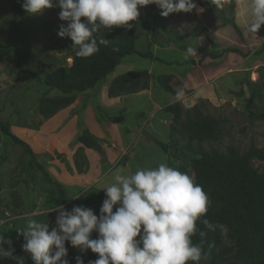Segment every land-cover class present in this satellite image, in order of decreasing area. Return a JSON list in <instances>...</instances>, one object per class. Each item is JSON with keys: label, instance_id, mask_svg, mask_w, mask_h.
<instances>
[{"label": "rangeland", "instance_id": "1", "mask_svg": "<svg viewBox=\"0 0 264 264\" xmlns=\"http://www.w3.org/2000/svg\"><path fill=\"white\" fill-rule=\"evenodd\" d=\"M22 2L23 0H0V43L6 45L5 51L0 50V234H3L5 239L12 241L15 256L23 257L25 264H34L30 254L22 250L23 237L18 234V230L26 227L27 218L31 217L37 222H45L51 230L55 226L57 216V212L52 209L59 205L67 210L68 205L91 208L99 216V209L105 199V194L96 190L113 183L115 175L131 174L137 168L142 167H156L160 162H166L168 165L174 163L178 166L182 165V161L173 149L170 150L171 154L166 159L164 157L165 152L160 146L137 148V145H134L133 151L125 154L126 156L132 155V152L135 154L131 158L132 162L129 169L122 168L123 160L126 159L124 155L118 163L120 168L113 171V176L109 180L104 179L98 185V189L94 185L96 183H90V181L82 183L81 181L79 182L80 185L84 186L79 185L75 192L69 191V195L73 197L72 201L70 200L68 204L52 203L50 199L52 195L59 196V189L46 179L43 171L35 165L32 157L25 153L24 148L15 144L10 137L4 134L3 128L9 126L11 132L25 141L31 148L32 141H35V145L38 144V147H35L36 153L33 152L38 161L40 160L39 162L47 166L48 170H50L51 163L55 165L53 162L55 160L62 161L63 166L67 165L71 157L75 162L76 152L73 153L68 150L65 153L64 149H68V145L66 147L65 143L71 137L77 139L80 126H84V118L79 116L81 112H76L77 126L75 132L72 125L69 124L64 129H59L62 131L52 133V139L49 138L46 146L45 140L47 138H44L45 132L43 130L47 128L45 122L48 121V118H45L38 108L41 97L46 94L55 96L57 95L55 94L56 91H58L45 93V85L38 82V77H42L58 67L70 66L72 64L71 54L74 49L70 38H61L57 35L59 25L66 23L58 18L60 11L58 6L32 15L24 11L21 7ZM194 2L198 8L202 7V12L194 9L190 13H171L164 17L160 15L161 10L154 3L139 7V16L135 21L129 22L132 25L131 28L136 32V48L141 53H151L153 56L162 57L165 60L177 59L179 56L183 59L182 54L186 52V49L193 47L196 55L189 56L187 59L190 61L186 66L189 69H193V65L197 63H202L206 57L207 64L218 66V63L221 62L219 66L222 67L220 69L223 73L220 74L221 76L215 75L213 77L218 102L211 103L207 98L204 99L208 112L226 119L225 128L228 135L224 136L220 143L214 144V147L220 148L223 152H226L230 145L239 147L241 151L247 150L251 142H255L258 147H264V43L250 44L249 40H246L249 35L246 33L247 36L243 37V31L238 30L236 26L238 23L234 20L236 1L234 8L230 6V0H219L218 4L213 0H194ZM245 22L246 25L240 23V26L247 32L248 21ZM225 26L226 29L233 28V32L234 30L237 31L238 38L233 40L226 32L224 36L227 41L219 47H214L213 33H218L216 30ZM258 34H264V25L258 30ZM204 37L207 39L208 51H206V45L203 46L206 44ZM228 48L236 49L238 52L226 51ZM178 50L181 54L177 53ZM206 53L216 54L217 58L221 57V59L217 60L212 56L210 58L205 55ZM17 54H28L27 61L22 60L20 66L16 65ZM164 60L159 64L153 62V59L142 57L140 54L130 55L122 59V65L118 67V71H125L126 73L129 68L131 69L129 71L146 70L149 73V79L145 78L149 85L147 89L144 88L133 93L123 91L120 95L115 96L108 94L107 97L103 93L109 91L110 84L118 77L117 73L116 76L113 74V76L106 77L97 86L99 90L96 95L93 96L92 94L95 88L88 90L87 94L95 97V99L97 97L119 99L114 107L110 105V102H104L103 106L109 108L113 118H118V113H114V111H117L116 108L119 107V110L124 112L123 117L127 124L134 131L141 127V123L145 122L144 127L140 128L139 132H142L143 136L149 135L146 113H153L157 107L155 113L158 116L156 117L161 116L164 119V115L170 116L171 114L166 112L161 114L159 112L165 111V109L159 111V108L167 101L182 102L188 94L185 87L184 89L178 88L180 83L175 82L174 77H171L170 84L171 86L174 85L173 89L177 87L182 90V95H179V91L176 89L178 93L177 97L174 96V98L173 94L170 95L162 86L156 85L157 78L167 74L170 76L168 72L173 67H167L168 61ZM193 61L196 64L191 63ZM257 65L259 66L256 68ZM24 68H27L28 71L20 72V69ZM195 76L198 78L199 74ZM254 80L255 82H253ZM79 95L78 100L87 98L84 97L85 94ZM200 99L194 97L196 103ZM185 105L182 104L184 110L188 109ZM105 108L101 109L104 119L108 116ZM142 108H144L145 116H142L143 114L139 110ZM104 119L99 117L98 120ZM170 121H172L171 118ZM38 134L39 136H37ZM74 138L73 140H75ZM206 147L208 148V146ZM82 154L84 153L82 152ZM141 157L144 158L141 159ZM139 159L141 162H138ZM86 163L87 161L81 162L83 167ZM255 166L260 171H264V161L256 160ZM76 170L78 171L77 167ZM70 181H74V184L78 182L72 176ZM113 210L115 211V208ZM3 211L5 212L4 216L1 215ZM4 247L7 249L8 245L5 244ZM78 250V248H73L70 245L66 257L70 264H76L75 257H77ZM0 264H16V262L13 259L4 258L0 260Z\"/></svg>", "mask_w": 264, "mask_h": 264}, {"label": "clouds", "instance_id": "2", "mask_svg": "<svg viewBox=\"0 0 264 264\" xmlns=\"http://www.w3.org/2000/svg\"><path fill=\"white\" fill-rule=\"evenodd\" d=\"M213 2L218 4L219 0ZM153 3L164 17L194 9L203 11L194 0H23L21 7L35 15L58 6V18L66 23L59 25L57 35L70 38L75 55L87 58L99 51L95 34L100 29L131 28L129 22L137 19L139 7ZM246 15L247 31L257 33L264 25V0H249ZM107 43L99 37L100 45ZM194 55L193 47L182 54L184 60ZM101 190L105 199L99 216L91 208L73 206L69 211L59 205L52 209L57 216L51 230L47 223L27 218L26 227L18 234L23 237L22 250L30 254L34 264H70L66 242L98 254L89 264H200L208 259L202 247L207 233L225 231L223 224L203 218L210 201L202 186L187 172L166 162L137 168L131 174H117L114 182ZM197 221L204 230L197 227ZM93 232L98 234L95 239L91 238ZM197 234L200 243L193 242ZM14 252L12 241L0 234V260L9 258L25 264L24 258ZM75 262L84 264L80 256Z\"/></svg>", "mask_w": 264, "mask_h": 264}, {"label": "trees", "instance_id": "3", "mask_svg": "<svg viewBox=\"0 0 264 264\" xmlns=\"http://www.w3.org/2000/svg\"><path fill=\"white\" fill-rule=\"evenodd\" d=\"M230 6L234 8L235 0H230ZM84 19L82 18V22ZM95 35L98 38L99 51L94 55L81 58L77 57L73 50L70 66L58 67L38 77V82L45 85V93L53 90L60 92L55 96L46 94L39 99L38 108L45 118H50L71 106L79 94L100 85L127 56L140 54L142 57L162 62L151 53L144 54L136 48V32L133 28L125 26H113L110 30L102 28ZM99 37H104L108 43L100 45ZM5 49L6 45L0 43V50ZM226 51L238 52L233 48ZM205 55L217 58L216 54ZM17 57L16 65L20 66L22 60L27 61L28 54H17ZM27 71V68L20 69V72ZM149 77L146 70H133L121 74L110 84L109 95L147 89L149 85L145 78ZM157 80L156 85L162 86L169 94L177 97V92L170 84L171 76L161 75ZM205 102L204 99H200L193 107L185 110L181 102L165 106V112L173 116L169 137L167 141L158 140V145L167 155H170V150L173 149L182 161V165L169 163V166L187 172L208 195L210 205L203 218L225 226L224 232L217 229L215 232L207 233L202 247L208 254V259L202 260L200 264H264V171L255 166L256 160L264 161V147H258L255 142H251L249 148L243 151L235 145H230L226 152L214 147V144L220 143L223 137L228 135L225 128L226 119L208 112ZM95 108L100 119H104L99 104H96ZM3 132L15 144L21 145L25 153L32 157L35 165L43 171L46 179L57 186L59 196L52 195L51 202L68 204L71 196L62 184L51 176L45 165L38 161L31 146L14 135L9 126L4 127ZM76 140L92 149L102 147L103 144L85 126H80ZM82 152L83 148H80L75 157V165L80 173L85 172L87 167V164L84 167L81 164L86 161ZM67 208L71 211L72 206L68 205ZM4 214V211L1 212L2 216ZM197 227L204 230L199 221ZM97 235L93 232L91 238L95 239ZM192 239L194 243L201 242L198 234ZM65 246L70 249L68 242ZM77 256L83 259L84 264L98 258V254L92 253L90 249L86 251L79 249Z\"/></svg>", "mask_w": 264, "mask_h": 264}, {"label": "crops", "instance_id": "4", "mask_svg": "<svg viewBox=\"0 0 264 264\" xmlns=\"http://www.w3.org/2000/svg\"><path fill=\"white\" fill-rule=\"evenodd\" d=\"M235 1H236V8L234 12V20L235 22L238 23V25L235 23L238 30H240L241 32L243 31V34H244L243 37L249 35L246 40H249L250 44L252 43L253 45L263 44L264 34H258V32L250 34L248 31L246 32V30H243L242 27L240 26V23L244 25L246 23L245 21H248L247 20L248 16L246 15V6L249 3V0H235ZM232 29L233 28L226 29V26L224 28L223 27L218 28V30H216L218 31V33L215 32L213 33L214 35H212L213 46L219 47L222 43L227 41V38L224 36L226 32H227V35L231 37L233 40L237 39L238 33L235 30L233 32ZM204 39H205L204 43L206 44H203V46L205 47L206 45L205 48H206V51H208L209 47H207V41H206L207 39L205 37ZM208 46L210 45L208 44ZM177 53H180V51L178 50ZM179 57L177 59L170 58V59L164 60L162 59V57L157 56V58L161 59L162 61L163 60L168 61V63H166L167 67L170 68L171 66H173L168 73L170 74L172 78L174 77L175 82L178 81V83H180V86H178V88L181 87L182 89H184L185 87L186 90L188 91V94L186 95L185 100L182 102L180 101V102L182 104H186L185 106L187 108L193 107V105L196 103L195 102L196 100H194V97H198L201 99L207 98L208 100L211 101V103L218 102V97L216 96V92H215L216 84H215V79L213 77L215 75H220L221 73H223L220 69L222 67L219 66L221 62L218 63L219 64L218 66L210 65L209 63L207 64L208 60L206 57V59L202 61V63L196 64V63L191 62L193 64H196L197 66L193 65L194 66L193 69L192 68L189 69L186 66H188L187 63L190 61L181 59ZM208 57L212 58L211 56H208ZM219 59H221V57L217 58V60ZM153 62H158L159 64H161L160 63L161 61H156L154 59H153ZM172 63H178V64L174 65ZM121 65L122 64H120L118 67H120ZM258 66L259 65H257L256 68ZM118 67L116 68L114 72H112L108 76H113V74L115 75L117 73H118L117 75L120 76L121 74L125 73V71L123 72L118 71L119 69ZM129 70L131 69L128 68L126 72H128ZM180 72L182 73L181 75H180ZM197 74H199L198 78L195 76ZM173 86L174 85H172V87ZM178 88L176 87L179 93L177 92L176 89L174 90L179 95H182V90ZM98 90H99L98 87H96L95 90H93L92 92L93 96L96 95ZM87 92L84 93L85 94L84 97H87V98L81 97L82 99L78 100L80 98V95H79L76 101L71 106L60 110L54 116H52L51 118H48V121L45 122V126H47V128L46 130L45 129L43 130L45 132L44 138H47L45 140V145L47 144L49 138L52 139V135H51L52 133H55V131H62L59 129H64V127L68 126L69 124L72 125L73 131L75 132L76 126H77L76 125L77 124L76 112L80 111L81 113L79 116L80 117L82 116L84 118L83 125L99 140L102 139V141H104L102 144V148H103L104 153L106 154V157H107L106 160L102 158V155L99 151H97L96 149L85 147L81 143L76 142V138L74 137H71L67 141V143H65L66 147L68 145V149H64L65 153H67L68 150L70 152L75 153L80 148H83V153L87 161L86 171L83 173H79L76 170L73 157H71V160H69V162H67V165L65 164L64 166L61 163L62 161L60 160L53 161L55 165L51 163L50 170H48L47 166H45L48 172H50L51 176L57 182L62 184V186L65 188L68 194H69V191L75 192L78 189L79 185L81 184L79 183L81 181L82 183L89 182V181L90 183L91 182L96 183L94 185H96V189H98V185H100L104 179L109 180L111 176H113L112 175L113 171L120 168L118 166V163L120 162V158L124 156L125 154H129L130 151L133 149L134 145H137V148L138 147L142 148L143 146L154 148V146H159L158 140L167 141L169 137L170 124L172 122L170 121V118L172 119L173 117L172 114L170 116L168 114L164 115V119H162L161 116L156 117L158 116L157 113H155V110L157 107L154 109L153 113L152 112H150V114L146 113V116L148 118L147 126L149 128L148 129L149 135L143 136L142 132L140 133L139 131H140V128L144 127L145 122L141 123V127L136 128L134 131L127 124L126 119L123 117L124 112L120 111L119 107L116 108L117 111H114V113L115 112L118 113V118H113V116L110 114L111 111L109 110V108L108 107L105 108L103 106L104 102L106 103L110 102V105L114 107L119 102V99H116V98H112V99L106 98L105 99V97H97L95 99V97L88 95ZM55 94L58 95L60 94V92L56 91ZM103 94H106L108 97V94H109L108 90L105 91ZM175 102H176L175 100L165 102L163 106L159 108L160 109L159 111L165 108V106L169 104H173ZM95 103L99 104L101 108H105L106 113H108V116L106 115L107 116L106 119L98 120L99 116L95 108V105H96ZM139 110L142 112L143 114L142 116H145L144 108L139 109ZM159 113L162 114V113H165V111H162ZM70 115H75V116H72L73 117L72 118ZM136 126H139V125L136 124ZM162 128L164 129L163 131H162ZM37 136H39V134ZM73 138L75 140H73ZM32 142H33V145L32 143L30 144L32 145L33 151H35L36 153L35 147H38V144L35 145V141H32ZM132 156H135L134 152H132V155L130 154V156L129 155L126 156L125 163L122 166V168L129 169L131 167ZM164 157L167 159L168 155L164 153ZM142 158L144 157H141V159ZM138 162H141V160L139 159ZM71 176L75 177L78 180V182L75 183L76 185L73 183L74 181H70ZM80 186H84V185H80ZM96 191L105 194V192L101 190V188ZM71 199L73 200L72 196H71Z\"/></svg>", "mask_w": 264, "mask_h": 264}, {"label": "water", "instance_id": "5", "mask_svg": "<svg viewBox=\"0 0 264 264\" xmlns=\"http://www.w3.org/2000/svg\"><path fill=\"white\" fill-rule=\"evenodd\" d=\"M96 150L99 151L102 155V158L106 160L107 157H106V154L103 152L102 148L100 146H97Z\"/></svg>", "mask_w": 264, "mask_h": 264}, {"label": "bare ground", "instance_id": "6", "mask_svg": "<svg viewBox=\"0 0 264 264\" xmlns=\"http://www.w3.org/2000/svg\"><path fill=\"white\" fill-rule=\"evenodd\" d=\"M255 75V74H254ZM255 81V80H254Z\"/></svg>", "mask_w": 264, "mask_h": 264}]
</instances>
